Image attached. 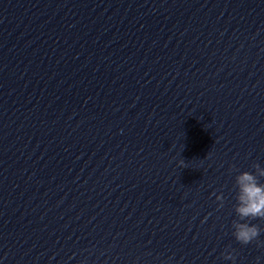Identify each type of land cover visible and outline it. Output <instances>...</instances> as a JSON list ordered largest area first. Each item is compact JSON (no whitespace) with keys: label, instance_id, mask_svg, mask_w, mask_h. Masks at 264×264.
Instances as JSON below:
<instances>
[{"label":"water","instance_id":"water-1","mask_svg":"<svg viewBox=\"0 0 264 264\" xmlns=\"http://www.w3.org/2000/svg\"><path fill=\"white\" fill-rule=\"evenodd\" d=\"M255 163L264 0H0V264H264Z\"/></svg>","mask_w":264,"mask_h":264},{"label":"clouds","instance_id":"clouds-1","mask_svg":"<svg viewBox=\"0 0 264 264\" xmlns=\"http://www.w3.org/2000/svg\"><path fill=\"white\" fill-rule=\"evenodd\" d=\"M178 166L185 168V161L183 159L178 161ZM252 167L254 172H239L235 177L236 204L234 211L237 219L232 221V235L242 245L256 241L258 246H264V242L258 239L261 235L259 225L251 223L255 219L264 220V183L260 180V178H264V167H261L259 163L253 164ZM216 200L219 202L218 207L222 208L224 206L223 194L216 195ZM234 251V249L231 251L226 249L222 253L223 258L235 264ZM257 264H259V257Z\"/></svg>","mask_w":264,"mask_h":264}]
</instances>
